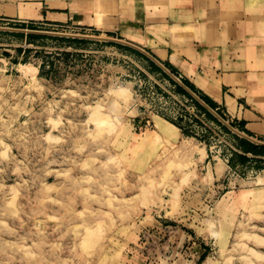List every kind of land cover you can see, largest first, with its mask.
Here are the masks:
<instances>
[{"label":"rangeland","instance_id":"rangeland-1","mask_svg":"<svg viewBox=\"0 0 264 264\" xmlns=\"http://www.w3.org/2000/svg\"><path fill=\"white\" fill-rule=\"evenodd\" d=\"M28 34L72 38L0 29V264H264V156L140 51Z\"/></svg>","mask_w":264,"mask_h":264},{"label":"crops","instance_id":"crops-1","mask_svg":"<svg viewBox=\"0 0 264 264\" xmlns=\"http://www.w3.org/2000/svg\"><path fill=\"white\" fill-rule=\"evenodd\" d=\"M0 20L81 35L62 31L77 25L130 42L264 134V0H0ZM174 239L182 247L196 238L179 232ZM193 245L203 255L201 242Z\"/></svg>","mask_w":264,"mask_h":264},{"label":"trees","instance_id":"trees-1","mask_svg":"<svg viewBox=\"0 0 264 264\" xmlns=\"http://www.w3.org/2000/svg\"><path fill=\"white\" fill-rule=\"evenodd\" d=\"M27 36H29V38L31 39H38V38H52V39H56V40H68V41H77V42H85L86 40L84 39H72V38H63V37H50V36H44V35H38V34H28ZM118 45V44H116ZM119 46H122V45H119ZM133 52H136L137 54H140L142 56H144L143 54H141L139 51H136L130 47H126V46H123ZM151 64L156 67V69H158L159 71H161L153 62H151ZM164 64V63H163ZM164 66L169 69L173 74H176V72L172 69H170L169 67H167V65L164 64ZM182 82L183 84L188 87L191 91H193L194 93H196L197 95H199V97L210 107L212 108L213 110H216V106H215V103L207 96L205 95H201L196 87L191 83L189 82L187 79H182ZM176 87L178 88V90L185 94V95H188V93L180 86V85H177L175 83ZM189 96V95H188ZM190 97V96H189ZM191 98V97H190ZM194 100V99H193ZM194 104L197 106L198 109H200L208 118L216 121L217 119L211 114V112H209L204 106H202L198 101L194 100L193 101ZM218 113V112H217ZM219 114V113H218ZM219 123V122H218ZM220 124V123H219ZM221 125V124H220ZM222 126V125H221ZM224 130H226L227 132L228 129L225 127V126H222ZM235 138L238 140L239 142V145L240 147L243 149L244 152L246 153H252L253 155H261V156H264V145H260V144H255L251 141H249L248 139L246 138H241V137H238V136H235ZM245 157V156H244ZM246 158V157H245ZM247 159V158H246Z\"/></svg>","mask_w":264,"mask_h":264},{"label":"water","instance_id":"water-1","mask_svg":"<svg viewBox=\"0 0 264 264\" xmlns=\"http://www.w3.org/2000/svg\"><path fill=\"white\" fill-rule=\"evenodd\" d=\"M4 30H17V31H24V32H31V33H43V34H52V35H58V36H65V37H79V38H94L98 40H106V41H115L122 43L124 45H127L129 47H132L147 57H149L152 61H154L162 70H164L170 77H172L181 87H183L189 94H191L201 105H203L208 111H210L214 116H216L223 124H225L228 128H230L233 132L237 133L241 137H244L252 142L264 144L263 142H260L258 140L253 139L252 137H249L248 135L241 133L240 131L236 130L235 128L231 127L227 122H225L212 108H210L199 96H197L193 91H191L188 87H186L169 69H167L159 60H157L153 55H151L146 50L130 43L124 40H117V39H111V38H101V37H89L84 35H73V34H65V33H52V32H42V31H36V30H21V29H9V28H0Z\"/></svg>","mask_w":264,"mask_h":264},{"label":"bare ground","instance_id":"bare-ground-1","mask_svg":"<svg viewBox=\"0 0 264 264\" xmlns=\"http://www.w3.org/2000/svg\"><path fill=\"white\" fill-rule=\"evenodd\" d=\"M122 89V88H121ZM156 128H157V133L158 134H161V135H163L164 137H169V135L171 134L169 131L170 130H173L175 127L172 125V124H170V123H168V122H164V121H162L161 119H159V118H157L156 117ZM173 128V129H172ZM170 129V130H169ZM150 135H146V137H149ZM143 138V137H142ZM264 182V177L262 178H260V183H263ZM264 184V183H263Z\"/></svg>","mask_w":264,"mask_h":264},{"label":"built area","instance_id":"built-area-1","mask_svg":"<svg viewBox=\"0 0 264 264\" xmlns=\"http://www.w3.org/2000/svg\"><path fill=\"white\" fill-rule=\"evenodd\" d=\"M176 76V75H175ZM177 77V76H176ZM180 77H182V76H180ZM178 78V77H177ZM179 79V78H178ZM180 80V79H179Z\"/></svg>","mask_w":264,"mask_h":264}]
</instances>
